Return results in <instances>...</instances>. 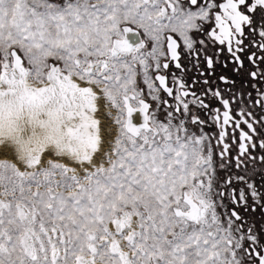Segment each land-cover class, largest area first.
<instances>
[{
    "label": "snow or ice",
    "instance_id": "1",
    "mask_svg": "<svg viewBox=\"0 0 264 264\" xmlns=\"http://www.w3.org/2000/svg\"><path fill=\"white\" fill-rule=\"evenodd\" d=\"M254 152L264 0H0V264H264Z\"/></svg>",
    "mask_w": 264,
    "mask_h": 264
},
{
    "label": "flooded vegetation",
    "instance_id": "2",
    "mask_svg": "<svg viewBox=\"0 0 264 264\" xmlns=\"http://www.w3.org/2000/svg\"><path fill=\"white\" fill-rule=\"evenodd\" d=\"M227 55V54H225ZM223 60V57L221 58ZM234 65L229 63L227 67H223L222 64L217 65L215 72L216 77L220 75H224L229 79L235 81V86L232 89L235 91H243V92H251L255 94V90H258L259 85H256L254 80H251L248 73L251 70H254L253 66L248 62V60L244 59V67L240 71H234ZM203 69H201L202 71ZM172 71H175L173 68ZM199 77V71L193 70L191 65L188 66V72L186 74V78H196ZM213 77V81L221 88L225 87V85L219 83V81ZM255 85V89L254 86ZM254 111H259L258 109H254ZM235 155V153H233ZM256 159L252 158H245L246 166L248 169V173L252 174L255 173L254 179L258 183H264V162L259 160V156L264 155V153L254 152L253 154ZM236 172H242L243 169H235ZM245 219L248 221L249 224L257 223V224H264V211L257 209L255 212L249 210L245 214Z\"/></svg>",
    "mask_w": 264,
    "mask_h": 264
},
{
    "label": "bare ground",
    "instance_id": "3",
    "mask_svg": "<svg viewBox=\"0 0 264 264\" xmlns=\"http://www.w3.org/2000/svg\"><path fill=\"white\" fill-rule=\"evenodd\" d=\"M134 117H136V118H135V120H136V121H140V119H141V117H140V115H139V114H135V116H134Z\"/></svg>",
    "mask_w": 264,
    "mask_h": 264
},
{
    "label": "rangeland",
    "instance_id": "4",
    "mask_svg": "<svg viewBox=\"0 0 264 264\" xmlns=\"http://www.w3.org/2000/svg\"><path fill=\"white\" fill-rule=\"evenodd\" d=\"M102 118V120H104V122L107 124V123H109V121L107 120V118L106 117H101ZM136 117H134V119H135Z\"/></svg>",
    "mask_w": 264,
    "mask_h": 264
}]
</instances>
